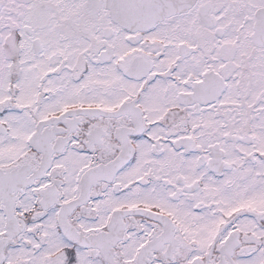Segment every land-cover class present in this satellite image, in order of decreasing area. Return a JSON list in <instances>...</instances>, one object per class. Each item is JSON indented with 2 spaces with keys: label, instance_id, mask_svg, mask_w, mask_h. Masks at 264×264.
Returning a JSON list of instances; mask_svg holds the SVG:
<instances>
[{
  "label": "snow or ice",
  "instance_id": "snow-or-ice-1",
  "mask_svg": "<svg viewBox=\"0 0 264 264\" xmlns=\"http://www.w3.org/2000/svg\"><path fill=\"white\" fill-rule=\"evenodd\" d=\"M0 264H264V0H0Z\"/></svg>",
  "mask_w": 264,
  "mask_h": 264
}]
</instances>
